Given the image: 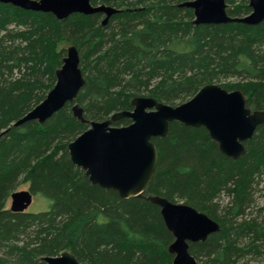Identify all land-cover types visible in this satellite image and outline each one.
Listing matches in <instances>:
<instances>
[{"label": "trees", "instance_id": "16d2710c", "mask_svg": "<svg viewBox=\"0 0 264 264\" xmlns=\"http://www.w3.org/2000/svg\"><path fill=\"white\" fill-rule=\"evenodd\" d=\"M184 1L91 0L121 9L105 25L101 13L60 20L0 1V264H47L43 256L66 250L83 264H172L174 236L159 206L146 200L151 194L219 222L205 241L190 244L198 262L264 264V204L257 201L264 193V124L234 159L204 127L172 122L166 137L152 139V181L130 198L93 185L72 163L67 145L89 123L73 115L71 103L44 123L14 125L53 88L69 45L80 54L85 84L77 101L87 120L131 110L136 96L177 105L214 82L240 89L248 107L264 109V21L195 24ZM226 2L231 16L252 10L249 0ZM22 184L48 197L49 208L12 211L7 203Z\"/></svg>", "mask_w": 264, "mask_h": 264}, {"label": "water", "instance_id": "95a60500", "mask_svg": "<svg viewBox=\"0 0 264 264\" xmlns=\"http://www.w3.org/2000/svg\"><path fill=\"white\" fill-rule=\"evenodd\" d=\"M25 10L52 13L64 20L74 13H101L105 25L121 9L107 4H93L91 0H0ZM194 12L195 24L244 23L256 25L264 21V0H249L251 12L245 16H231L226 0H187L180 3ZM80 54L75 45L67 47L61 67L56 70V83L46 97L14 125L36 120L44 123L67 103L73 115L89 127L68 145L72 163L84 170L93 185L116 190L122 198L143 195L152 181L158 164V148L154 137H166L172 122L192 127H204L217 142L219 150L234 159L245 152L257 127L264 124V109H252L240 89L228 90L210 83L204 85L187 101L170 105L151 96H136L131 110L114 112L109 118L87 120L77 98L85 84L80 66ZM129 118L127 125L115 126L114 121ZM5 131L2 132V134ZM1 136V135H0ZM146 200L159 206L167 229L174 236L168 247L172 264H199L190 252V244L205 241L220 229V224L204 212L183 202L151 194ZM33 201L29 189L11 194L14 212H24ZM47 264H83L69 250L56 256H43Z\"/></svg>", "mask_w": 264, "mask_h": 264}, {"label": "rangeland", "instance_id": "374dc122", "mask_svg": "<svg viewBox=\"0 0 264 264\" xmlns=\"http://www.w3.org/2000/svg\"><path fill=\"white\" fill-rule=\"evenodd\" d=\"M228 81L236 82L238 80H236V79H228ZM214 83L219 84V85L222 86V84L219 83V82H214ZM177 104H179V103H177ZM26 189H28V185L22 184L19 190H26ZM263 195H264V193L261 196H259V198L257 200L259 202V205H263L264 204V196ZM227 200H228L227 195L222 194L221 195V205L225 204L227 202ZM10 205H11V198L9 199V201L7 203L8 207H10ZM49 205H50V199L48 197H46L43 194H36V195L33 196V201H32L31 205L28 207V209L26 211L27 212H32V213L42 212V211L47 210L49 208ZM199 264H202V263L199 262ZM248 264H260V263H257L256 261H249Z\"/></svg>", "mask_w": 264, "mask_h": 264}, {"label": "flooded vegetation", "instance_id": "af4514ba", "mask_svg": "<svg viewBox=\"0 0 264 264\" xmlns=\"http://www.w3.org/2000/svg\"><path fill=\"white\" fill-rule=\"evenodd\" d=\"M103 15V14H102ZM102 17H104V15L102 16ZM34 196V195H33Z\"/></svg>", "mask_w": 264, "mask_h": 264}, {"label": "bare ground", "instance_id": "6f19581e", "mask_svg": "<svg viewBox=\"0 0 264 264\" xmlns=\"http://www.w3.org/2000/svg\"><path fill=\"white\" fill-rule=\"evenodd\" d=\"M27 113H28V112H27ZM27 113H26V114H27ZM10 207H11V205H10Z\"/></svg>", "mask_w": 264, "mask_h": 264}]
</instances>
